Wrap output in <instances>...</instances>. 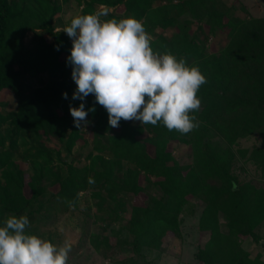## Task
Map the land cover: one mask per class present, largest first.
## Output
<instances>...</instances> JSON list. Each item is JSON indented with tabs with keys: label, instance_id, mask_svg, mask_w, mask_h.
I'll return each instance as SVG.
<instances>
[{
	"label": "trees",
	"instance_id": "1",
	"mask_svg": "<svg viewBox=\"0 0 264 264\" xmlns=\"http://www.w3.org/2000/svg\"><path fill=\"white\" fill-rule=\"evenodd\" d=\"M94 1L110 6L125 2L127 17L132 15L139 20L148 17L155 23V35L158 30L174 29L169 38L163 33L155 38L161 42L162 52L183 57L186 63L197 65L205 74L206 82L197 91L203 104L201 115L217 125L222 135L231 141L256 131L264 136V17L243 18L231 11H221L216 7L219 0H180L162 6H154L152 0ZM188 9L189 16L186 14ZM61 10L59 0H0V92L6 89L9 96L19 99L15 108L0 109V122L10 125L9 146L0 150V205L3 208L0 223L10 215H22L32 204H38L46 193V178L51 174L58 182L54 196L65 202L74 204L78 192L86 187V183L73 173L62 179L52 155L45 148L27 149L23 153L17 150V144L28 137L39 141L45 136L58 134L60 111L71 127L68 134L65 132L64 137L60 136L61 140L65 138V149L71 152L81 137L69 112L70 103L73 106L80 103L78 99H71L75 82L69 75L70 64L66 63L72 40L52 26ZM194 23L200 32L204 26H208L211 32H225L226 42L218 51L209 54L206 45L210 35L200 38L197 30L192 31ZM33 28L49 31L50 38L40 33L37 39L27 44L25 36ZM34 73L46 76L42 86L34 88L31 85L30 75ZM65 91L67 98L62 95ZM89 107L94 108L89 112L99 121L106 119V128L111 127L106 109L95 102L93 94L85 100V108ZM123 121L121 119L119 123L123 124ZM148 125L152 136L144 139L126 134L123 140L116 139L110 148V152L120 158L117 163L128 158L136 163V170L129 168L121 177L118 166H108L104 161L99 164L103 168H96L89 176L92 186L98 183L113 193L124 192L132 198L145 192L143 203L131 204L133 213L128 218L138 251L142 247L153 248L169 231L178 233L183 205L189 197L201 191L196 181L193 184V175H189L185 166L168 163L169 150L158 144L163 140L177 141L184 133L175 129L169 131L159 122ZM123 130L126 133L129 128L123 127ZM150 144L155 146V154L149 152ZM20 156L27 158L30 171L17 163ZM142 174L149 181L147 184L139 181ZM150 184L158 186L159 195L150 192ZM222 195L225 208L234 211V223L242 234H251L264 220L262 191H258V196L254 194L255 199L251 196L244 200L236 184H232L230 191ZM123 210L124 202L118 214H123ZM214 212L215 206L210 204L201 217L203 226H209L212 221V238L197 254L200 263L220 264L225 259V264H235L236 261L237 264H258V259L254 261L238 244L234 232L219 225ZM208 213H212L211 221L206 224Z\"/></svg>",
	"mask_w": 264,
	"mask_h": 264
},
{
	"label": "rangeland",
	"instance_id": "2",
	"mask_svg": "<svg viewBox=\"0 0 264 264\" xmlns=\"http://www.w3.org/2000/svg\"><path fill=\"white\" fill-rule=\"evenodd\" d=\"M152 1L154 6H162L170 2L179 3L180 0ZM59 2L62 3V10L52 21L55 31H63L62 28L70 24L74 16L92 13L102 7H107L110 11L107 16L101 17V20L109 18L119 20L127 17L125 2L111 6L96 3L94 0H59ZM216 7L221 11H231L243 18L264 17V0H219ZM186 14L188 16L191 14L189 9ZM140 21L150 38L152 49L163 53L160 50L161 42L155 37L163 33L169 38L174 29L163 32L158 30L155 35L156 27L153 21L148 17H143ZM196 30L200 38L205 34L210 35L206 45L209 54L218 51L226 42L225 32H211L208 26H204L200 32L197 23H194L192 31ZM40 33L50 38L49 31L33 28L28 30L25 42L31 44ZM69 69L71 76V65ZM45 81L44 75L36 73L30 75V82L34 88L42 86ZM18 104L19 99L16 96H9L6 89L0 92V109L8 111ZM202 109L203 104L200 103L199 109L193 110L192 113L199 122L198 127L179 135L177 141L158 142L159 146H164L170 152L168 163L185 166L189 175H193L191 179L193 184L196 181L201 190L196 196L189 197L183 205L178 233L173 234L169 231L153 248L142 247L138 251L137 243L132 240L128 218L133 213L131 204L143 203L145 192H140L131 198L124 192L113 193L101 188L98 183L95 187L89 183V176L95 173V169L103 168L99 165L100 162L106 161L108 166L115 168L118 166L121 177L129 168L136 170V163L128 158H122L121 163H117L120 158L110 152V148L113 147L116 139L123 140L126 134L144 139L146 136H152L149 125L141 124L138 120L123 119V124L106 128L104 122L106 119L99 121L88 112L87 123L81 122V127H78L81 137L76 141L71 152H68L65 149V138L61 140L60 136L64 137L65 132L68 134L71 127L66 123L62 111L59 112L58 134L45 136L39 141L28 137L17 144V150L23 153L27 149L36 151L37 147L45 148L52 155L62 179L73 173L86 183V187L78 192L76 202L71 204L54 196L58 182L52 174L49 175L45 181L46 193L40 202L32 204L22 212V215L29 218L27 232L37 234L56 244L70 239L72 247L66 264H201L197 254L211 241L212 213L210 215L208 213L206 221V224L211 221L209 226L201 224V217L207 206L212 204L215 206L214 214L218 218L219 225L227 226L228 230H232L238 244L250 253L251 258L254 261L258 259V264H264V220L254 227L251 234H242L234 223V211L225 208L226 202L222 195L230 191L232 184H236L244 200L251 196L255 199L258 191L264 193V136L256 131L231 141L222 135L217 125L201 115ZM9 127V123L0 122V150H5L9 146ZM123 127L124 129L128 127L129 130L125 133L124 130L122 131ZM149 152L155 154L154 145L150 144ZM16 161L23 169L30 171L27 158L20 156ZM47 169H50V166ZM139 181L143 184L149 182L143 174ZM150 187L153 195L160 194L158 186L150 184ZM123 202L125 210L123 214H118ZM2 213L3 208L0 205V214ZM223 262L226 260H222L221 263Z\"/></svg>",
	"mask_w": 264,
	"mask_h": 264
},
{
	"label": "clouds",
	"instance_id": "3",
	"mask_svg": "<svg viewBox=\"0 0 264 264\" xmlns=\"http://www.w3.org/2000/svg\"><path fill=\"white\" fill-rule=\"evenodd\" d=\"M109 11L102 7L76 15L62 28L72 40L66 58L75 82L71 99L80 101L78 106L69 104L73 124L87 123V114L94 108H85V100L93 94L113 127L121 119L159 122L180 133L198 127L192 113L199 109L197 91L206 82L205 74L183 57L154 51L136 17L101 20ZM62 95L68 97L66 91ZM28 224L26 215H10L0 223V264H66L72 241L53 243L26 232Z\"/></svg>",
	"mask_w": 264,
	"mask_h": 264
}]
</instances>
